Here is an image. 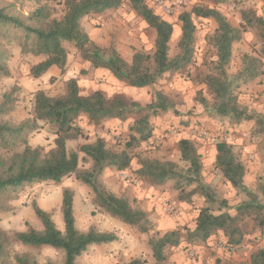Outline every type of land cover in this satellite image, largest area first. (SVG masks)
Instances as JSON below:
<instances>
[{
    "label": "trees",
    "instance_id": "obj_1",
    "mask_svg": "<svg viewBox=\"0 0 264 264\" xmlns=\"http://www.w3.org/2000/svg\"><path fill=\"white\" fill-rule=\"evenodd\" d=\"M33 1L36 7L27 14L18 11L15 3H0V35L15 39L24 55L42 57L30 69L34 78L43 76L54 65L64 72L69 54L64 44L70 42L75 45L82 59L93 68L107 70L116 79L133 87H152L166 73L181 70L192 62L197 29L195 20L214 19L218 28L209 40L216 50L217 59L213 71L205 75L202 82L214 100L215 110L219 115L230 116L237 123L256 119L239 103L237 90L242 83H250L264 73V15L243 11V25L237 27L218 8V5L230 0H199L200 3L179 15L178 20L182 23L179 41L181 52L177 57L170 58L173 24L157 13L147 0H131L136 13L148 26L155 28L156 39L153 52L138 50L132 60L128 61L114 44H98L82 26L85 16L118 8L123 0ZM61 11L63 13L58 15ZM249 28L258 31L262 40L261 48L256 55L245 54L241 71L231 75L229 68L234 44L242 39L243 33ZM7 58L6 52L0 48V74L11 76ZM19 91L20 87L14 86L4 94L0 102V147L12 151L10 156L0 155V196L8 197L26 185L48 180L59 182L64 177L75 174L76 178L91 187L95 203L102 211L131 225H143L147 222L148 216L143 209L135 206L129 198L109 192L100 183L99 177L107 167L116 166L124 170L131 165L133 155L129 149L149 141L153 135L150 115L174 109V100L161 90H156L155 99L145 106L120 96L107 98L100 90L82 95L77 79L71 78L63 94L51 96L44 90L37 91L34 95L33 115L19 124H13L4 120V117L14 111ZM198 100L205 106L210 102L201 91L198 93ZM134 113L141 116L132 127L135 133L127 140L126 148L115 150L108 146L103 137H99L92 143L80 145L78 150L68 149V140L84 135L78 124V119L82 116H87L94 123H101L110 118L124 120ZM45 126L55 134V146L46 153L43 147H34L29 140L34 132ZM21 146L23 149L15 152ZM178 149L181 160L187 164L186 168L172 160L142 159L139 161L141 166L138 172L153 185H164L168 180L175 179L176 188L182 192V182L194 186L187 193L189 196L199 191L207 202H219L211 187L201 180L203 163L196 143L189 138H181ZM81 161H91L92 165L83 169ZM215 167L233 188L246 193L249 199L236 207L235 215L228 210L216 213L209 206L202 207L194 229H175L165 232L157 239H151L157 264H166V249L179 246L183 238L197 243L207 241L217 232L223 231L229 244L238 245L247 235V218H252L264 229V202L260 200L258 193L246 185L247 167L232 144L226 141L216 144ZM259 191L264 196V182L259 185ZM220 204L228 207L225 199ZM33 208L44 229L39 231L30 226L27 230L12 233L0 230V264H39L37 258L28 252L16 253L10 259L9 247L13 243L36 248L49 246L63 251V264H78V258L89 247L109 244L119 239L113 231H102L95 226L87 230L77 227L72 188L63 190L61 210L64 231L56 226L50 212L35 203ZM143 231H147V227H143ZM124 264H147V261L134 258ZM251 264H264V248L252 253Z\"/></svg>",
    "mask_w": 264,
    "mask_h": 264
},
{
    "label": "rangeland",
    "instance_id": "obj_2",
    "mask_svg": "<svg viewBox=\"0 0 264 264\" xmlns=\"http://www.w3.org/2000/svg\"><path fill=\"white\" fill-rule=\"evenodd\" d=\"M191 1L190 9L200 3L199 0ZM0 3H15L16 9L25 14L36 7L33 0H0ZM263 7V0H230L218 5L219 10L237 27L243 25V11H254L262 16ZM62 13L61 11L58 15ZM166 19L174 27L169 55L170 58H175L181 52L179 41L182 23L176 17ZM195 23L197 29L192 62L181 70L166 73L152 87L144 88L133 87L120 81L107 70L93 68L89 62L82 59L75 45L70 42L64 44L69 53L65 71L62 72L54 65L43 76L34 78L30 74V69L41 61L42 57L24 55L15 39L0 35V48L8 55L7 62L11 71V76L0 74V102L6 92L14 86L20 87L14 111L4 117V120L13 124H19L33 115L34 95L37 91L44 90L51 96L63 94L71 78L77 79L82 95L100 90L107 98L120 96L138 101L145 106L155 99V91L161 90L175 102L174 109L150 115L153 135L149 141L129 149L133 160L128 168L121 170L116 166H110L99 177L100 183L109 192L129 198L135 206L147 213L148 220L143 225L125 223L102 211L95 203V194L91 187L72 174L59 182L42 181L26 185L8 197L0 196L2 203L0 230L12 233L27 230L30 226L39 231L43 230L42 222L34 213L35 203L50 212L56 226L64 231L61 210L63 190L72 188L77 227L87 230L95 226L102 231H113L119 236L115 242L89 247L78 258V264H124L134 258L146 259L147 264H157L151 239H157L165 232L175 229L183 230L185 227L194 229L202 207L209 206L216 213L228 210L235 215L236 207L249 199L246 193L233 188L215 167L216 144L221 141L233 145L248 170L245 177L246 185L258 193L260 200L264 202V196L259 191V185L264 182V73L250 83H242L237 90L239 103L256 117L255 120L237 123L230 116L219 115L215 110L214 100L202 82L204 76L213 71L217 59L216 50L209 39L215 33L218 24L214 19H196ZM82 26L98 44L102 46L114 44L128 61L132 60L138 50L154 51L156 30L148 26L136 13L131 0H123L118 8L85 16L82 19ZM261 45L262 40L255 28L245 31L242 39L234 44L229 73L236 75L240 72L245 54L256 55ZM55 69L60 70L54 71ZM199 91L210 99L207 106L199 102ZM140 116L141 114L134 113L124 120L110 118L101 123H94L87 116H82L78 119V124L84 135L75 140H68L67 147L70 151L78 150L80 145L92 143L103 137L109 147L122 150L126 148L130 136L135 133L132 127ZM202 131L208 132L210 138L201 139L199 136ZM181 138H189L196 143L203 163L201 180L211 187L214 197L219 202H207L199 191L189 196L187 193L191 192L194 186L182 182L184 187L182 192L176 188L175 179L168 180L164 185H153L138 172L141 166L139 161L142 159L172 160L186 168L187 164L181 160L178 149ZM29 140L32 146L43 147L44 153L55 146V134L48 126L34 132ZM255 147H258L259 156H256ZM22 149V146L18 147L15 152ZM11 154L12 151L0 147V155ZM80 156L83 154L80 153ZM91 165V161L80 163L83 169H88ZM224 199L228 207L221 206L220 201ZM246 224L248 232L241 244H229L223 231L217 232L207 241L197 243L183 238L179 246L166 249L165 263L251 264L252 253L264 248V229H261L252 218H247ZM143 227H147V231H143ZM191 251L194 252L193 255ZM23 252L31 253L39 264L48 262L63 264L64 261L63 251L49 246L36 248L13 243L9 247L10 259L14 254Z\"/></svg>",
    "mask_w": 264,
    "mask_h": 264
},
{
    "label": "built area",
    "instance_id": "obj_3",
    "mask_svg": "<svg viewBox=\"0 0 264 264\" xmlns=\"http://www.w3.org/2000/svg\"><path fill=\"white\" fill-rule=\"evenodd\" d=\"M148 3L157 9V13L166 17H176L178 19L179 15L190 9L192 4L191 0H147ZM201 139L210 138V135L206 131L200 133ZM194 252L191 251V255Z\"/></svg>",
    "mask_w": 264,
    "mask_h": 264
},
{
    "label": "crops",
    "instance_id": "obj_4",
    "mask_svg": "<svg viewBox=\"0 0 264 264\" xmlns=\"http://www.w3.org/2000/svg\"><path fill=\"white\" fill-rule=\"evenodd\" d=\"M166 18V17H165ZM59 68V67H58ZM57 70H60V69H55L54 71H57ZM54 71H52V73L54 72ZM248 135V134H247ZM238 142H240V141H238ZM250 146V145H249ZM248 146V147H249ZM254 146V145H253ZM256 146H258V145H256ZM256 148V156H259L260 155V153L259 152H257V150H258V147H255ZM246 150H248V148H246Z\"/></svg>",
    "mask_w": 264,
    "mask_h": 264
}]
</instances>
